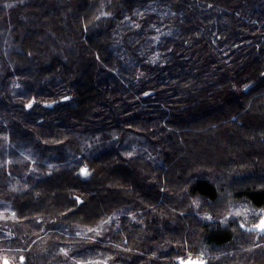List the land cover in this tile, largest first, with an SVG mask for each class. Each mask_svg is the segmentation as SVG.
Masks as SVG:
<instances>
[{"label": "trees", "instance_id": "obj_1", "mask_svg": "<svg viewBox=\"0 0 264 264\" xmlns=\"http://www.w3.org/2000/svg\"><path fill=\"white\" fill-rule=\"evenodd\" d=\"M230 195L264 209V0H0V255L264 264Z\"/></svg>", "mask_w": 264, "mask_h": 264}, {"label": "rangeland", "instance_id": "obj_2", "mask_svg": "<svg viewBox=\"0 0 264 264\" xmlns=\"http://www.w3.org/2000/svg\"><path fill=\"white\" fill-rule=\"evenodd\" d=\"M15 162L18 164L21 163V161H19L17 159L15 160ZM224 198H226V197H224ZM223 205L224 206L222 207V213L220 214L222 221H229L233 224H235V223L239 224L241 222V224L243 226H245V224H247L248 220H250L252 218L253 214H255L256 216H258L256 218L257 223L253 224L251 227V228H255L254 226L257 225L261 219H264V209H255V211H254V210L250 209L247 201H245L243 199H236L230 195L224 201ZM5 209L6 208L0 210V218L1 219L5 218V216H4L5 215V212H4ZM237 213H239V215H237ZM242 218H244V219H242ZM4 224H7V226H10V227L12 226L6 220H1L0 225H4ZM4 257L10 259L11 264H17L18 263L17 259H15L14 256L1 254L0 255V264H2V259Z\"/></svg>", "mask_w": 264, "mask_h": 264}, {"label": "snow or ice", "instance_id": "obj_3", "mask_svg": "<svg viewBox=\"0 0 264 264\" xmlns=\"http://www.w3.org/2000/svg\"><path fill=\"white\" fill-rule=\"evenodd\" d=\"M81 171H82V173L84 175H87V171L85 169H82ZM237 215H239V213H237ZM254 227L259 232L264 233V219H261L260 222L257 225H255ZM5 264H8V262L5 261ZM181 264H184V262L182 261ZM189 264H203V262L202 261H199V262H197V261H189Z\"/></svg>", "mask_w": 264, "mask_h": 264}, {"label": "water", "instance_id": "obj_4", "mask_svg": "<svg viewBox=\"0 0 264 264\" xmlns=\"http://www.w3.org/2000/svg\"><path fill=\"white\" fill-rule=\"evenodd\" d=\"M67 99H69V97H64V98H62V100H67ZM52 104H53V103H50L49 105L51 106ZM83 169L86 170V168H83ZM81 173H82V171H81ZM82 175H83V176H86V175H84L83 173H82ZM5 261H7L8 264H10L8 258H6V257H4V258L2 259V264H5Z\"/></svg>", "mask_w": 264, "mask_h": 264}, {"label": "flooded vegetation", "instance_id": "obj_5", "mask_svg": "<svg viewBox=\"0 0 264 264\" xmlns=\"http://www.w3.org/2000/svg\"><path fill=\"white\" fill-rule=\"evenodd\" d=\"M9 260V262H10V264H11V260L10 259H8Z\"/></svg>", "mask_w": 264, "mask_h": 264}]
</instances>
